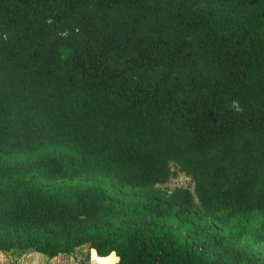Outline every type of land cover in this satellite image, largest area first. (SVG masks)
<instances>
[{"label": "trees", "instance_id": "trees-1", "mask_svg": "<svg viewBox=\"0 0 264 264\" xmlns=\"http://www.w3.org/2000/svg\"><path fill=\"white\" fill-rule=\"evenodd\" d=\"M194 192L155 189L175 176ZM264 0H0V252L264 264Z\"/></svg>", "mask_w": 264, "mask_h": 264}, {"label": "crops", "instance_id": "crops-1", "mask_svg": "<svg viewBox=\"0 0 264 264\" xmlns=\"http://www.w3.org/2000/svg\"><path fill=\"white\" fill-rule=\"evenodd\" d=\"M0 264H115L111 256L98 258L88 245L77 248L73 255L59 254L49 259L33 250L19 251L16 249L0 252Z\"/></svg>", "mask_w": 264, "mask_h": 264}, {"label": "rangeland", "instance_id": "rangeland-1", "mask_svg": "<svg viewBox=\"0 0 264 264\" xmlns=\"http://www.w3.org/2000/svg\"><path fill=\"white\" fill-rule=\"evenodd\" d=\"M171 168L175 173V176L172 177L166 184L164 185H156L155 189H160L162 191L171 192L176 188H183L187 189L190 192H194V182L193 180L185 175L184 173L180 172L176 165L171 163ZM237 243H240L242 245H248L250 250L255 253L257 258L260 262H264V244L257 243L252 239H242L239 241H236ZM112 258L115 259L114 255H111ZM48 258V257H47ZM52 259V258H49Z\"/></svg>", "mask_w": 264, "mask_h": 264}]
</instances>
